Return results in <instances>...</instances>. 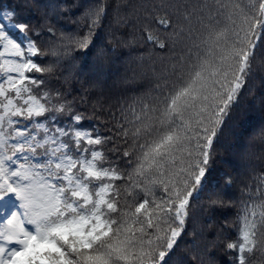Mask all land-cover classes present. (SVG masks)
<instances>
[{
    "label": "snow or ice",
    "instance_id": "6c2138e0",
    "mask_svg": "<svg viewBox=\"0 0 264 264\" xmlns=\"http://www.w3.org/2000/svg\"><path fill=\"white\" fill-rule=\"evenodd\" d=\"M0 19V264H264V0Z\"/></svg>",
    "mask_w": 264,
    "mask_h": 264
},
{
    "label": "trees",
    "instance_id": "16d2710c",
    "mask_svg": "<svg viewBox=\"0 0 264 264\" xmlns=\"http://www.w3.org/2000/svg\"><path fill=\"white\" fill-rule=\"evenodd\" d=\"M23 2L24 0H0V13H2L4 10L10 9L14 4L19 5V4H22ZM0 23H5V25L7 24V22L3 21L2 19H0ZM66 23H68L69 26L71 27L70 21H66ZM12 31H15V30H12ZM218 166L226 171L232 172L231 167L226 168L225 165L222 163L218 164ZM232 174L235 175L234 172H232ZM231 216L232 214L228 209H218L213 219L216 220L218 225H220V224H225L226 221L231 220Z\"/></svg>",
    "mask_w": 264,
    "mask_h": 264
}]
</instances>
